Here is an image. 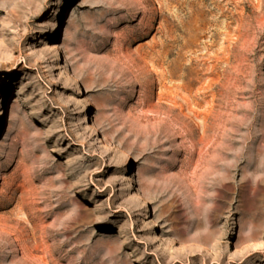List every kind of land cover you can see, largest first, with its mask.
<instances>
[{
	"label": "rangeland",
	"instance_id": "rangeland-1",
	"mask_svg": "<svg viewBox=\"0 0 264 264\" xmlns=\"http://www.w3.org/2000/svg\"><path fill=\"white\" fill-rule=\"evenodd\" d=\"M9 28L0 264H264V0H0Z\"/></svg>",
	"mask_w": 264,
	"mask_h": 264
},
{
	"label": "bare ground",
	"instance_id": "bare-ground-1",
	"mask_svg": "<svg viewBox=\"0 0 264 264\" xmlns=\"http://www.w3.org/2000/svg\"><path fill=\"white\" fill-rule=\"evenodd\" d=\"M5 35L7 40L3 41L1 39V36ZM23 38V34L21 33V31L17 28H9L6 29L4 31L0 32V49L3 48L4 45H8L13 43L15 40L17 39H22Z\"/></svg>",
	"mask_w": 264,
	"mask_h": 264
}]
</instances>
